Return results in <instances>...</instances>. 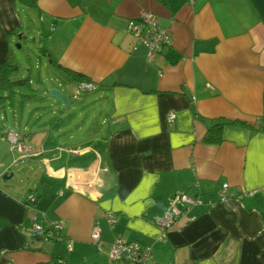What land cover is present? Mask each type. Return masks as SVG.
<instances>
[{
	"label": "crops",
	"instance_id": "0c3cea01",
	"mask_svg": "<svg viewBox=\"0 0 264 264\" xmlns=\"http://www.w3.org/2000/svg\"><path fill=\"white\" fill-rule=\"evenodd\" d=\"M143 10L170 32L153 58L129 31ZM28 39L52 79L40 89L28 78L30 100L0 92V138L19 132L39 151L20 158L0 139V264H110L115 239L150 246V264H264V0H0V65H16ZM75 74L95 88L77 95ZM62 86L69 103L52 114L74 104L84 121L30 106ZM19 164L23 188L2 178ZM29 191L47 220L65 222L61 240H31ZM177 193L201 203L178 205L159 241L155 219Z\"/></svg>",
	"mask_w": 264,
	"mask_h": 264
},
{
	"label": "built area",
	"instance_id": "2783aa9c",
	"mask_svg": "<svg viewBox=\"0 0 264 264\" xmlns=\"http://www.w3.org/2000/svg\"><path fill=\"white\" fill-rule=\"evenodd\" d=\"M129 31L135 37L137 44L147 47L149 56L153 58L156 54L162 52L170 46V32L167 28H163L158 24L157 18L147 12L141 11L137 17L136 23L133 24ZM95 87L89 82H78L76 84V94L91 91ZM175 115L169 113L167 119L174 120ZM9 145V150L19 154L20 158H30L35 156L39 151L31 144L24 141L23 136L19 132L7 130L3 132L1 138ZM19 158V159H20ZM251 195L252 192L247 193ZM242 195V192L239 196ZM232 193L228 183H222L218 191V201L226 206L230 204ZM37 193L29 191L26 193L23 203L29 210L34 211L30 218L29 233L32 241H59L61 240V232L65 226L62 220H47L43 213L36 209ZM196 197L186 194H173L169 197V205L164 213L155 219V223L160 231L158 240L165 238L167 232L171 230L182 215V211L178 205L185 207L200 204ZM211 206L212 202L206 203ZM112 220V216H110ZM90 241L94 245L101 247L100 229L94 225L90 231ZM108 258L110 264H150L152 258V250L150 246L140 244L138 242H128L115 239L108 246Z\"/></svg>",
	"mask_w": 264,
	"mask_h": 264
},
{
	"label": "rangeland",
	"instance_id": "374dc122",
	"mask_svg": "<svg viewBox=\"0 0 264 264\" xmlns=\"http://www.w3.org/2000/svg\"><path fill=\"white\" fill-rule=\"evenodd\" d=\"M40 39H36L35 40V45L37 46H41L42 44L39 42ZM30 39L26 40L25 42H22L19 46V48H17L15 46V49H13V52L16 56V65L18 67V71L16 74L13 75V77L15 79H20V78H25L28 77L31 80V84H33L35 87L38 88H43L46 86H49L51 84V79H52V73H51V69L48 67V65L46 64L45 59L40 55L37 54V52L33 49V44L29 43ZM37 57H39L40 61L38 62ZM40 78V79H39ZM61 90V92L63 94H67L68 91L65 87H60L59 88ZM20 92H23L24 94H31L33 92L30 91H26V90H20ZM41 92V91H40ZM39 93V95L42 97V100H36L33 99V101L29 102L30 106H38V107H42V108H38L37 110H39L38 112H40V114H44L43 116H49L50 114H52L53 110H55V108L57 107H61L63 108V110L65 109L59 102H57L56 100L48 97L46 94L43 93ZM22 93V94H23ZM70 107H73V110L70 109ZM69 109L67 112V114L63 113H57L55 112L54 115L55 119H53L52 122H57V120L62 119V121H69L71 123H77V122H82L84 121V119L86 118V114H83L82 116H77L78 112H80V107L77 105H71L69 106ZM76 115V117H72V119L70 120L68 118L69 115ZM3 116V115H2ZM9 116V115H7ZM61 116V117H60ZM57 117V118H56ZM60 117V118H59ZM58 120V121H59ZM95 120V121H94ZM92 122H97L96 119H93ZM92 122H90V120L86 121V124H91ZM1 124H5V122L3 121V118H1L0 120V126ZM95 124V123H94ZM55 131L53 133L54 135V139L57 141L58 144L57 147H63L64 145H66L63 142V136L60 133H56L57 130H53ZM56 133V134H55ZM41 140H43V136H38V139L36 138L33 141H38L41 142ZM13 176L7 180L6 182L9 184H13L15 187H21L23 188L24 186L27 185V177L25 174V170L22 164H19L18 167L13 168L12 171Z\"/></svg>",
	"mask_w": 264,
	"mask_h": 264
},
{
	"label": "trees",
	"instance_id": "16d2710c",
	"mask_svg": "<svg viewBox=\"0 0 264 264\" xmlns=\"http://www.w3.org/2000/svg\"><path fill=\"white\" fill-rule=\"evenodd\" d=\"M18 71V67L15 64H3L0 65V92H6L8 95L6 98L9 97V95L14 93L15 89H26L27 91L31 90L30 84H29V79L28 77H25L23 79H16L13 80L11 76ZM65 74L67 71H63ZM77 80H84L79 74H75ZM32 94H27V95H21L20 98L30 100ZM5 98L3 96H0V104H3ZM220 125H215L214 127H211L209 129V132L216 131ZM206 140L209 142H217V139L213 138L210 135L206 136Z\"/></svg>",
	"mask_w": 264,
	"mask_h": 264
},
{
	"label": "water",
	"instance_id": "95a60500",
	"mask_svg": "<svg viewBox=\"0 0 264 264\" xmlns=\"http://www.w3.org/2000/svg\"><path fill=\"white\" fill-rule=\"evenodd\" d=\"M42 93L46 94L48 97L59 102L64 108L69 103L68 97L65 94H63L59 88H56V87L49 88V89L43 90ZM205 124L207 125L208 122H205ZM2 178L9 180L11 178V175L5 174L2 176Z\"/></svg>",
	"mask_w": 264,
	"mask_h": 264
}]
</instances>
